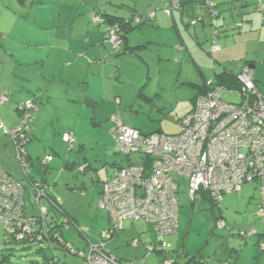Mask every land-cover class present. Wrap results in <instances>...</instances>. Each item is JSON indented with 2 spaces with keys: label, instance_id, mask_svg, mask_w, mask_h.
<instances>
[{
  "label": "rangeland",
  "instance_id": "rangeland-1",
  "mask_svg": "<svg viewBox=\"0 0 264 264\" xmlns=\"http://www.w3.org/2000/svg\"><path fill=\"white\" fill-rule=\"evenodd\" d=\"M182 1L184 5H187L190 0ZM215 2L217 5L220 3L218 5V11L222 16L221 21L226 25L224 27L226 30L219 28V31V29H216L218 32L216 43L222 50V53L210 55L208 52L213 38V31H209V34L205 37H203V34L201 36L198 35L199 39L193 33L194 27L189 26L188 31H185V33H190L191 36L188 33L187 35L189 38H192V43L197 49L200 50V47H202V53L209 59L212 66V71L210 72L209 69L201 71L202 77L204 79L207 78L208 82L210 79H213V71H219V65L215 62L216 58L227 59L229 61L227 63L228 66L224 67L231 69L234 73L242 70L244 65H252L255 67L252 70L255 76L254 81L258 82L259 90L264 92V0H215ZM164 5L153 7L154 4H152L150 6L152 7L150 8L151 10L149 9L150 12L142 16V18L149 19L152 13L154 14V18L155 15L157 18L161 16L170 18L164 10ZM254 5H258V11L255 10ZM205 11L206 16H208L207 10ZM239 11L245 13V16L252 14L256 21L252 22V24L242 22L240 24L242 27H238V25L232 26L227 23L230 22L228 20H231V18L239 22ZM173 12L175 15H179L177 11L173 10ZM154 18L143 24V27H140L141 29L133 30L130 33L132 35L131 42L133 43L135 41L139 46H142L135 50V52L142 49L141 54L146 64L141 63L143 67H140L135 65L134 57H120L122 60L121 66L123 67L121 74L123 80H118L121 82V87L118 92L123 94L126 100L125 102L129 101L133 97V85L139 80H142L137 87L138 93L143 81H145L147 73H149V91L155 92L160 84L166 85L167 87V85H173L175 82L172 96L175 94L180 96V100H175V105L162 108L160 106H154L156 104L153 102L147 103L139 99L140 102H134L126 111H123L121 107L120 117L115 113L109 117V122L99 127L87 125L94 121L96 111L95 105L90 102L88 104L83 102L84 97L80 100L81 102L75 101V103L64 104L56 103L54 99L52 100L54 103L47 110V118L44 120L42 131L43 145L39 152L41 154H39L40 157L38 156V158L34 157V162L37 164V159L45 158L44 156L46 154L53 156V151L57 149V151L59 150L58 152L63 151L65 157L70 156L68 163L74 162L76 165L75 169L66 170L65 174L58 181L53 180L49 185L54 186V190L56 189L52 193L56 201L76 222L77 228L71 226L69 230H63V238L71 244L73 250L79 253L87 250L88 243L99 244L101 242V234L108 227V214L98 207L102 186L101 182H104L108 177L112 176L116 167H125L129 164H138L140 162L139 157L136 156H131L127 160L125 157L115 154V143L110 133V130L114 127V122L111 118L116 116L122 125L141 130L144 134H152L157 128L164 135L177 134L181 116L188 110V103L193 93V90L185 85V83L202 84L201 75L187 56L182 57L176 62V65L167 60L165 56L169 52V39L173 36V32L164 29H146L147 27L154 26ZM184 18V21L188 19L187 21L189 22V16L185 15V12ZM197 24H199L197 28H202L200 23ZM210 34L211 36L209 37ZM179 83H181L182 87L178 92L176 88ZM85 89L86 85L82 84L78 92L82 95ZM229 90H235L237 93L236 89L227 88L222 93V98L226 101L236 103L238 101L236 94H230L228 92ZM165 94L166 96L170 95L168 91ZM36 102L38 107L41 104H45L43 101L39 102V100H36ZM80 104H83L90 114H80L78 120L77 111L81 107ZM158 109H160V112ZM146 115H150L152 122L146 119ZM33 117L35 126L37 112L33 113ZM56 118H60L61 121H59L58 125L53 126L56 123L53 119ZM133 125L139 128H134ZM59 126L61 130L68 128L67 133L73 131V127L77 126L86 135L91 136L87 137L88 140L84 142L81 153H77L79 149L78 145H81L79 143H76L74 151L68 152L65 144L62 146V143L57 142ZM108 127L109 132L107 134ZM0 133L2 134V131ZM53 133L55 134L53 135ZM33 134L30 137L33 138ZM28 146H26L27 149ZM43 154L44 156H41ZM13 156L15 160L14 148ZM112 165H115V168L111 167ZM38 166L41 171L43 168L40 167L39 161ZM78 166H87L88 168L84 173H79ZM19 170L22 175L21 167ZM58 171L55 170L53 172L54 176H56ZM173 177L180 183L177 199L180 207V217H182V224L183 222L184 224L182 225L181 232L163 239L166 243V253L154 252L146 256V248L151 246L155 247L160 241L153 232L154 225L145 222L130 224L129 221H124V230L118 232L105 245V249L109 254L122 260L123 264H162V261L165 259L173 261L174 263L176 262V264H198V262H201V258L198 256H195V263L192 261L187 263L190 256L186 258L185 252L188 251L191 255H196L198 248H202L203 251H221L232 247L233 243L237 245L239 242L241 245V247L237 246L239 249L250 245L258 250V247L255 245L258 239L256 235L244 240L238 237L237 234L240 231L248 233L251 231V228L257 234H259L258 231L261 234L264 233V223L258 217L257 211L258 204L262 200L261 187L264 188V180L262 182L258 180L244 184L241 188V193L238 195H225L222 203H220V209H218L207 196H203V198L209 201L198 200L192 204L187 196V179L176 175H173ZM95 183H97V186ZM98 184L100 185L98 186ZM24 185L27 186L26 183ZM28 188L30 187L28 186ZM190 217L192 219L189 222ZM216 218L218 221L215 225ZM60 219L63 220L62 217ZM220 224H223L224 227H218ZM208 239L209 245L206 247V241ZM133 240L138 242L137 248L131 245ZM5 242L3 229L0 225V264H50L51 260H55V264H83V260L80 257L63 252L57 248L52 250L51 248L46 249L44 246L40 248L38 245L27 248L24 245H17L15 243L6 244ZM144 243H147L146 246ZM155 248L157 250V247ZM168 253L171 255H169L170 257L167 256ZM260 254L259 252L258 256L264 260V254ZM208 262V257L203 258V264Z\"/></svg>",
  "mask_w": 264,
  "mask_h": 264
},
{
  "label": "crops",
  "instance_id": "crops-1",
  "mask_svg": "<svg viewBox=\"0 0 264 264\" xmlns=\"http://www.w3.org/2000/svg\"><path fill=\"white\" fill-rule=\"evenodd\" d=\"M166 2L167 0H0V96L7 94L8 98V102L0 104V122L6 129L12 130L20 122V115L16 110L18 105L33 98L45 103L39 107L37 105L35 126L33 122V127L35 128L33 131L34 136L33 138L31 137V140L27 144V146L29 145L28 149L26 147L31 166L30 176L33 180L44 181L49 185L53 180L58 181L65 174L66 170H73L76 167L74 162L68 163L70 156L65 157V153L63 151L58 152L59 150L57 151V149L53 151V161L47 168H43L40 171L38 159L37 164L34 162V157L38 158L39 154H41L39 152L43 145L42 131L44 120L47 118V110L52 106V103L81 102L80 100L84 97L83 102L87 104L90 102L95 105L96 111L94 121L86 124L88 126L99 127L109 122V117L115 113L120 117L121 107L123 111H126L134 102H140L139 99L147 103L153 102L156 104L152 103L154 106L162 108L175 105V100H180V96H177V94L174 93L175 95L172 96L175 82L173 85H167V87L160 84L155 92L149 91L150 74L147 73L138 93L137 87L142 80L133 85V97L125 102L123 94L118 92L121 87V82L118 80H123L121 77L123 67L121 66L122 60L120 57L132 56L135 58V65L143 67L141 63L146 64V62H144V57L141 54L142 49L135 52V50L142 46H139L135 41L131 42L132 35L130 33L136 29L126 33L123 41H120L116 46H112L104 39L105 27L108 25L106 18H116L121 21L136 20L150 12L152 4H154L153 7H157L163 6ZM182 5V11L175 10L179 15H175L174 12L169 16L170 18L162 16L157 18L155 15L154 26L147 27L146 29H164L173 32V36L169 39V52L165 56L170 63L176 65V62L182 57L187 56L200 75L202 74V70L209 69L210 72L212 71V66L209 59L202 53V47L199 46L201 49H197L192 43V38H189L187 35L188 32L185 33V31H188L189 26H187L188 19L184 21V12L185 15L189 16V19L195 17L202 18L200 22L202 28H197L199 24H196L193 30L196 38L198 37L197 39H199L201 34L204 35L203 37L208 35L209 31H212V25L217 30L219 28L226 30L224 28L226 25L221 21L222 16L215 20L206 16L203 0H190L187 5H184L182 1ZM239 13V22L231 18V20H228L230 22L227 23L237 26L238 24H242V22L252 24V22L256 21L252 14L245 16V13L242 11H239ZM93 15L98 16L101 22L95 23ZM188 34L190 35V33ZM205 45L207 44L205 43ZM204 52L206 51L204 50ZM218 53H222V50L220 49ZM215 62L219 65V71H213V79L209 81H213L221 73L236 76V74H239L246 67L244 65L242 70L234 73L231 69L224 67L228 66L227 63L229 61L227 59L216 58ZM248 67L251 70L255 69L252 65ZM202 76L201 85L191 82L185 83V85L193 90V93L188 103V110L181 116L180 121L193 110L194 100L199 93V89L208 80ZM253 77H255L254 73ZM257 83L255 81L258 88L259 84ZM82 84L86 85V89L81 95L78 91ZM181 87V83H179L176 88L178 92ZM166 91L169 92V96H166ZM80 106L77 111L78 120L80 114H90L83 104H80ZM158 111L160 112V109ZM145 117L148 121L152 122L150 115H146ZM53 121L56 122L53 126H56L61 119L56 118ZM133 126L134 128H139L136 125ZM73 129L75 131L73 130L70 133L73 136L75 135L76 143L81 144L78 145L79 149L77 150V153H81L84 142L88 140L87 137L91 136L86 135L77 126L73 127ZM67 130L69 129L65 128L61 130L59 126L57 142L62 143V146L65 143L61 140V136L65 132L67 133ZM138 131L143 132L141 130ZM108 132L109 127L106 133L108 134ZM152 134L163 133L157 128ZM13 148L12 139L0 133V171L6 172L18 181H23V176L19 170V163L14 160ZM48 155L44 156L43 154L41 156L46 157ZM111 167L115 168L114 165ZM55 170L61 171H58L56 176H54L53 172ZM95 184L97 186V183ZM55 190L54 186L51 185H49V189L47 190L49 197L54 200L56 199L52 193ZM205 200L207 199L202 197L199 199V201ZM36 211L30 188L25 186L24 214L25 216H30ZM190 219L192 218H189V222ZM183 224L179 208L176 234L181 232ZM258 233L261 234L259 231ZM146 244L144 243L145 246ZM208 245L209 239L206 241V247ZM237 246L241 247L240 242L237 245L233 243L232 247L221 251H203L202 248H198V253H196L197 251L194 252L196 255H191L186 251L185 256L186 258L190 256L187 263L191 261L195 263V256H198L201 258V262H198V264H203L202 260L206 257L209 258V262L206 264L264 263V260L258 256V250L254 247L246 245L244 248L239 249ZM146 256L149 255L147 254Z\"/></svg>",
  "mask_w": 264,
  "mask_h": 264
},
{
  "label": "built area",
  "instance_id": "built-area-1",
  "mask_svg": "<svg viewBox=\"0 0 264 264\" xmlns=\"http://www.w3.org/2000/svg\"><path fill=\"white\" fill-rule=\"evenodd\" d=\"M205 5L210 9L215 7L212 0H205ZM179 6V0H170L165 12L171 16ZM93 21L99 23L100 19L93 15ZM199 21L197 18L190 24L194 26ZM119 30L115 24L107 26L106 42L116 46L121 41ZM219 51L220 47L213 40L209 54ZM235 79L237 93L235 90L228 92L236 94V103L222 98L225 88L215 86L212 81L206 82V93L195 100L193 110L182 118L179 131L174 135H145L122 125L117 117L111 118L115 154L127 158L136 156L140 162L120 168L102 183L98 207L108 214V227L101 234L99 244L88 243L85 252L71 249L70 254L80 257L83 264H123L106 251L105 245L123 230L124 221L154 225L153 232L160 241L155 246L157 250L150 247L147 254L154 250L165 252L163 239L176 234L178 227L180 183L173 175L187 179V196L191 203L206 194L218 204L224 195L240 194L244 184L264 180V92L256 87L248 66ZM6 102L8 99L3 94L0 104ZM36 109L33 101L19 105L17 110L22 120L12 130L0 122V131L12 139L15 160L25 174L28 173L25 146L33 132L32 113ZM62 140L69 150L76 145L72 133H65ZM51 161V157H47L42 164ZM85 170L86 166L78 167L79 173ZM29 187L37 210L35 216L24 215V187L0 171V224L7 232L8 240L31 244L40 239L49 240L47 226L53 220L48 214L50 203L45 186L32 183ZM263 189L261 187L262 208L258 215L264 220ZM54 238L61 241L58 235ZM137 244L136 240L131 242L133 247ZM66 247L70 249V245ZM260 250L264 252V246ZM163 264H173V261L165 259Z\"/></svg>",
  "mask_w": 264,
  "mask_h": 264
},
{
  "label": "trees",
  "instance_id": "trees-1",
  "mask_svg": "<svg viewBox=\"0 0 264 264\" xmlns=\"http://www.w3.org/2000/svg\"><path fill=\"white\" fill-rule=\"evenodd\" d=\"M170 2V0H167V2L165 3V5H164V10H165V8H166V5L168 4ZM179 2H180V6H179V8H177V9H175V10H177V11H182V9H183V5H182V1L181 0H179ZM212 2H213V4H214V6L215 7H213L212 9H210V8H207V6L205 5V0H203V6H204V8H205V10H207V12H208V16L211 18V19H213V20H215V19H219L220 17H221V14H220V12L218 11V5H217V3L215 2V0H212ZM258 5H255V10H257L258 11ZM174 10V11H175ZM211 12H214L213 14L211 13ZM153 14V13H152ZM154 18V15H153V17L152 18H150L149 17V19L147 18V19H143L142 17H139L138 19H134V20H124V21H121V20H119V19H116V18H114V19H109V18H106V23L108 24L107 26H111V25H117L119 28H120V33H121V41H123V39H124V37H125V34L126 33H128V32H130L131 30H133V29H137V28H140L143 24H145V23H147L148 21H151L152 19ZM200 19V21L199 22H197V23H200L201 21H202V18L201 17H195V18H191V19H189V22H187V26H191V21L192 20H195V19ZM100 22H101V20H100ZM99 22V23H100ZM196 23V24H197ZM195 24V25H196ZM194 25V26H195ZM106 26V27H107ZM194 26H191V27H194ZM213 26V28H212V31H213V33H212V41L213 40H215V42H216V39H217V37H218V32L216 31V27L214 26V25H212ZM241 25L240 24H238V27H240ZM106 27H105V29H106ZM104 39H105V31H104ZM106 41V40H105ZM213 82V84L215 85V86H217V87H222V88H225V89H227V88H229V89H237L238 88V84L236 83V79H235V76H232V75H227L226 73H221V74H219V75H217L216 76V78L212 81ZM255 82V81H254ZM206 91H207V87H206V82H205V84H204V86L202 87V88H200L199 89V93H198V95H197V97L195 98V100L198 98V97H200V96H202V95H204L205 93H206ZM5 96L7 97V94H5ZM1 97V96H0ZM8 99V98H7ZM36 100H38V99H31V100H28V101H33L34 103H35V105L37 106V102H36ZM195 100H194V102H195ZM27 102V101H26ZM25 103V102H24ZM24 103H22V104H24ZM19 106V105H18ZM17 110V109H16ZM37 110V109H36ZM18 111V110H17ZM19 112V111H18ZM35 112V111H34ZM33 112V113H34ZM33 113H32V119H33V121L32 122H34V117H33ZM19 115H20V122L19 123H21V120H22V116H21V113L19 112ZM32 127H33V123H32ZM33 131H34V127H33ZM140 132V131H139ZM33 133V132H32ZM143 134V133H142ZM32 135V134H31ZM64 135V134H63ZM63 137V136H62ZM31 140V137L29 138V141ZM28 141V142H29ZM28 142L26 143V146H27V144H28ZM66 145V144H65ZM25 146V147H26ZM67 146V145H66ZM67 148H68V146H67ZM75 148V147H74ZM74 148L72 149V150H69L68 149V151L69 152H71V151H73L74 150ZM27 153V152H26ZM120 156V155H119ZM47 157H51V159H52V161H53V156H51V155H48V156H46L45 158H42V159H38V161H39V165L42 167V168H47L48 167V165L52 162H50V163H48L47 165H43L42 164V161L43 160H45ZM124 157V156H123ZM127 160H128V158L127 157H125ZM26 160H27V169H28V173L27 174H25L23 171H22V176H23V181H18V180H16V179H14L13 177H11L9 174H7L6 172V174L8 175V176H10L14 181H16V182H18V183H20L23 187H24V190H25V183L27 184V186H29V184H32V183H40V184H42V185H44L45 186V194H46V198H47V201L50 203V206H49V212H48V214H49V216L51 217V219L53 220L52 221V223H50L47 227H49V231H50V235H49V240H45V239H43V240H38L37 241V243H26V242H17V241H15L14 239H10V240H8V237H7V232L5 231V229H4V227H3V225L2 224H0L1 226H2V229H3V235H4V240L6 241L5 243L6 244H12V243H15V244H17V245H24V246H27V248H30L31 246H34V245H38V247H42V246H44L46 249L47 248H51L52 250L54 249V248H57V249H60L61 251H63V252H67V253H69L70 254V251H71V249L73 250V248H72V246H71V244H69L68 242H66L65 240H64V238H63V236H64V233H63V230H65V231H67V230H69L70 229V227L71 226H74V227H76L77 228V225H76V222L62 209V207L60 206V204L56 201V200H54L53 198H51V197H49V195L47 194V190L49 189V185H47V183L46 182H44V181H35V180H33L32 178H31V176H30V170H31V166H30V161H29V157H28V155L26 156ZM115 166V165H114ZM79 167V166H78ZM88 167L86 166V169H87ZM120 168H123V167H116V169L114 170V172H113V175H114V173H116ZM75 169V168H74ZM4 172V171H3ZM85 172V171H84ZM83 172V173H84ZM113 175L112 176H110V177H113ZM110 177H108V178H110ZM107 178V179H108ZM24 181H26V182H24ZM106 181V180H105ZM101 183H103V182H101ZM102 185V184H101ZM101 193H102V187H101V191H100V199H101ZM229 195V194H228ZM203 196H207L209 199H210V197L208 196V195H206V194H201V197L203 198ZM225 196V195H224ZM223 196V197H224ZM223 197H222V201H223ZM199 200V199H198ZM213 203H214V205L216 206V207H218V209H220V203H222V201L220 202V203H215L212 199H210ZM209 201V200H208ZM193 204V203H192ZM262 206V200H261V202H260V204H258V214H259V211H260V209L262 208L261 207ZM180 208V207H179ZM24 210H25V208H24ZM25 215V214H24ZM36 215V212L34 213V214H32V215H30V216H35ZM62 217V219L63 220H61L60 218ZM259 217V216H258ZM260 218V217H259ZM261 220H262V223H264V220L262 219V218H260ZM65 220V223H60V222H63ZM109 220V219H108ZM217 218H216V220H215V225H216V223H217ZM222 227H224V226H222ZM178 228V227H177ZM55 235H58L59 236V238L61 239V241H58L57 240V238H54L55 237ZM254 235H256L257 237H258V239H257V241H256V243H255V245L258 247V250H259V252L261 253V254H264L263 252H261L260 251V247L261 246H264V233L263 234H257L256 233V231L255 230H253V228L251 229V231L250 232H248V233H245V232H239L238 234H237V236L238 237H240L241 239H244V240H246V239H248V238H250L251 236H254ZM67 245H70V249L68 250L67 249ZM148 248H150V247H147L146 249H148ZM151 248H153V249H155V247L154 246H151ZM73 251H75V250H73ZM154 252H156V253H162V252H160V251H155L154 250ZM153 252V253H154ZM164 253H166V251L164 252ZM170 254L168 253V255L167 256H169ZM171 256V255H170ZM169 256V257H170ZM164 261V260H163ZM163 261H162V264H163ZM203 261V260H202ZM50 264H55V260H51L50 261ZM173 264H176V262L174 263L173 262Z\"/></svg>",
  "mask_w": 264,
  "mask_h": 264
}]
</instances>
